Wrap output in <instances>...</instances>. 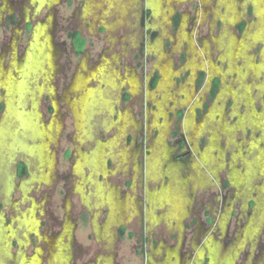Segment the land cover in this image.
Instances as JSON below:
<instances>
[{
    "label": "rangeland",
    "instance_id": "1",
    "mask_svg": "<svg viewBox=\"0 0 264 264\" xmlns=\"http://www.w3.org/2000/svg\"><path fill=\"white\" fill-rule=\"evenodd\" d=\"M53 1L47 0L48 5ZM165 1L170 3L173 0H148L154 14L160 16L162 22L166 20V13L162 8ZM75 2L70 7L58 6L60 11L54 16L51 29L54 47L49 35H40L37 29L35 36L42 39L40 41L34 39L25 54L23 48L29 42L25 26L27 23L35 25L37 20L44 17L42 7L45 4H39L37 0H0V264H21L18 260L20 257L21 260L30 261L34 256L36 257L31 264H37L38 261V264H64L65 254L58 247L63 233H58L62 232L67 223H72V226L70 225L72 238L68 244L72 257L69 264H85L89 261L102 264L99 259L100 256L105 255L111 257V264L144 262L141 253H138L142 244L140 235L143 227L147 226L146 223L151 224L149 218L145 220L141 218L144 217L145 207L148 206L144 191L148 187H157L159 183L149 182V178H146L147 173L143 163L144 144L142 143L141 151L135 156L139 142L135 138L130 141L129 136L138 135V132L130 131L135 127L134 121L141 123L142 133L144 125L147 124L148 128L145 129L148 130L149 137L156 132V129L154 131V127L150 125L152 117L148 113L145 115V105L148 107L150 105L145 102L143 91L145 75L153 71L152 66L153 64L155 66L156 57L151 55L148 58L144 53L140 58L138 46L141 44L133 42L132 35L127 36L129 28L135 23L138 24V20L128 19L136 0H76ZM148 2L146 0V6ZM199 3L194 22H202L200 23L203 35H217L220 31V22L222 25L220 29L225 27L220 35L213 39L228 60H222L223 63L219 68L225 71L229 78L240 80L243 85L248 82V76H245L243 81L241 77H235L236 65L240 67L241 72H245L244 74L250 73L254 77L262 75V81L253 84L256 90L264 91V0H252L254 14L247 12L251 3H246L242 7L243 16L237 10L239 6L236 8L234 0H220L218 6L224 5L225 9L215 8L214 14L208 11L202 18L200 11L203 3L200 1ZM81 4H83L82 9ZM210 4L214 5L215 0H210ZM181 7L180 11H184ZM24 11L26 15L22 13ZM10 15L13 16L16 24L11 23L7 18ZM79 17L82 19L81 26L88 41L82 54L75 52L83 48L81 37L76 36L71 44L70 39L65 36L67 31L79 28ZM238 19H240L238 23L248 22L242 35L237 33L236 24L230 27ZM122 25L124 26L120 27ZM125 25L128 27L126 28ZM45 26L40 27V30ZM115 28L116 31L108 34ZM240 36L242 38L238 39ZM161 45L169 52L170 49H165L169 47L165 41ZM199 45L200 43L197 44ZM101 48L108 54L105 55L107 59L103 62V58L99 60ZM156 48L160 51L159 44ZM210 48L211 59L216 61L219 55L218 49L213 44ZM259 50L262 60L255 66L253 56L250 54L253 53L256 59ZM183 52V49L179 53L172 50L173 59L178 60L177 65H181L184 60L177 58ZM189 52L191 57L186 67L189 68L190 75H193L202 64L196 59L197 54L192 46H189ZM14 57L20 58L17 66H12V63H15ZM210 66L211 74H221L213 64ZM131 69L141 80V93L137 92L139 86L134 78L124 77L126 71ZM186 70L184 69L182 73L185 74ZM161 75L163 99L155 102L158 116H163L165 113L164 101L169 97V89L173 85L172 78L175 72L170 63L163 68ZM247 88L245 87L246 92ZM129 92L132 98L127 101L124 97H127ZM160 95V92H155V97L159 98ZM146 96L153 97L150 93ZM258 98L264 99L263 94ZM169 105L170 102L165 104L167 108ZM246 105L249 114L250 100L247 99ZM150 110L148 108V111ZM213 112H219L220 118L222 117V110L218 107L214 108ZM190 115L192 116V113ZM247 117L249 119V115ZM210 119L211 117L205 122ZM228 119V123H232L235 115L230 114ZM248 119L244 124H247ZM154 120L157 122L159 118ZM244 124L238 118L236 127ZM218 125L220 129L214 130L220 131L226 128L223 120ZM217 131L212 132V135H216ZM228 131L233 141L231 130ZM259 133L260 138L258 137L259 140L254 146L249 143V139H246L243 154L247 150L259 152L264 149V138H262L264 133ZM223 138L219 140L221 144ZM160 141L158 139L152 146L153 152L149 159V167L155 178L166 174L161 165L169 156L166 147L158 150ZM213 152L215 153L214 150ZM52 153L55 155L53 173ZM229 154L225 151V159ZM192 159L199 160L196 156ZM204 160L210 162L208 155L204 156ZM21 161L27 173L20 179L16 174V165ZM237 165L239 166L238 163ZM219 167L220 165L213 167L212 172H216ZM169 168H174L170 172L169 183L149 194L150 203L153 206L165 205L168 216L178 222L185 215L186 207L189 205L186 198L187 184L189 182L193 185L201 184L203 175L198 172L195 165L191 166L192 172L183 178L176 173L175 166ZM202 171L215 181L222 180L225 174L224 170L216 175H210L207 170ZM245 174L249 175L250 179L261 175L259 164L254 161L246 162ZM216 186L218 189V185ZM233 187L242 198H245L249 192L247 187L240 191L235 181ZM261 189H264V185ZM115 190L120 199H126L117 201ZM198 190L196 189L194 194L191 193L195 198L194 211L189 217L191 220L197 214L201 220L207 215L203 210L206 208V201L201 203L200 210L197 211L200 205ZM228 191L230 192V188L226 187L224 194ZM131 197L137 200L139 205L136 206L135 203V207L140 214L125 219L124 213ZM239 205L240 203L236 201L232 207V213L236 216L228 223L231 229L235 227L237 214L241 209ZM258 205V211L256 210L252 216V219L257 221L264 211V201L260 200ZM108 209L110 213L108 221L98 232L102 236L110 237L108 226L121 222L126 225V234L121 238L119 227L115 226L112 242L106 247L102 241L97 243L95 231L97 225L105 218ZM158 213L160 215L161 212L156 210L154 215ZM227 218L228 214L225 211L220 219L226 221ZM243 222L244 219H241L242 224ZM189 229L186 231L188 240L191 239L194 230L193 227ZM129 231L136 232L132 240L126 239ZM153 231L155 242L151 245L155 246L161 236L167 245L175 243L164 224L158 223ZM167 235L173 242H166ZM215 235L221 237L220 231H216ZM231 235L232 233L229 237ZM44 240L51 242L49 245L56 248V252L51 256L52 250ZM63 241L66 242L65 239ZM243 251L249 253L251 249L245 246ZM149 259L147 256L148 261Z\"/></svg>",
    "mask_w": 264,
    "mask_h": 264
},
{
    "label": "flooded vegetation",
    "instance_id": "2",
    "mask_svg": "<svg viewBox=\"0 0 264 264\" xmlns=\"http://www.w3.org/2000/svg\"><path fill=\"white\" fill-rule=\"evenodd\" d=\"M37 1L40 2L39 4H45L42 7L44 17H42L40 20H37L35 25L28 23L26 24L25 30H27V39H29V42L23 48L25 54L34 39H37V41L42 39V37L37 38L35 36L37 29L40 32V35H49L51 44L54 47L51 29L53 26L54 16L60 11L58 6L65 5L70 7V5L76 3V0H54L50 5H48L47 0ZM199 1L203 3V7L200 11L201 18L208 11L214 14L215 8L222 7V10L225 9L224 5L218 6L220 0H215V4L212 6L210 4V0H173L170 3L165 1L162 4V8L166 13V20L162 22L161 17L154 14L148 0L147 6L145 4L146 0H136V3L132 8V14L128 18L130 20H138V24L135 23L133 26H131V28H129L130 31L127 36L129 37L132 35L133 42L136 44H141L138 46L140 58L142 55H144V53L147 54L146 56L148 58H150L151 55L156 57L155 66L154 64L152 66L153 71H151V74H148L147 76L145 75L143 88L145 97L144 100L150 105L149 107L145 105V115L148 113V115L152 117L153 120H151V123H149L152 127H154V131L156 129V132L154 135L149 137L150 134L148 133V130L145 129L148 128L147 124L144 125L145 128L144 132L142 133L141 123L139 121H134L135 127L130 131H133L134 133L138 132V135L129 136L130 141L135 138V140L139 142V145L136 147L137 151L135 152V156H137L136 154L141 151L140 147L142 146V143L144 144L143 151L145 153L143 163L147 173L146 178H149V182L159 183L157 187H148L144 191L146 199H148V206L145 207L144 217L141 218L144 220L149 218L151 224L146 223L147 226L145 225L141 231L140 241L142 244L138 250V253H141L143 258L144 262L142 264H264V211L258 221L256 219H252L254 212L256 210L258 211L259 209V201H264V189H261V187L264 185V149L260 150L259 152L247 150L245 154L242 152L243 148H245L244 143L246 139H249V143L253 144L254 146L257 144V141L260 138L258 135L260 134L259 132L264 133V99L262 98L259 100L258 98V96L261 94L264 96V91L256 90L253 84L256 82H261L262 75L254 77L251 76L250 73L244 74L245 72H241L239 70L240 67L237 65L235 66L234 64V68L237 72L235 77L239 76L243 81L245 80V76H248V82L243 85L240 80L229 78L226 72H223L219 68L220 64L223 63L222 60H228L224 57L222 49L213 41V39L217 38V36H219L222 32V29L225 27L223 26V28L220 29L222 26L220 22V31L217 33V35H203L201 31L202 22H194L198 8L200 6ZM234 2L236 4V8L239 6V9L237 10L241 12L242 16V7L245 6L246 3H251L249 5L250 8L248 6L247 12L249 11V14H254L252 0H234ZM82 6L83 4H81V9ZM180 7L183 8L184 11H180ZM22 13L26 15L25 11ZM242 16L240 19H242ZM7 18H9L11 23L16 24L14 23L15 21L12 15ZM240 19L234 22L233 25H230V27H233L236 24L235 28L237 33L242 35L247 28L248 22L240 21L238 23ZM79 20V28H76V30L67 31L65 36L70 39L72 44L70 35L73 32L79 34V36L84 40V45L82 50H80V53H77L75 50L74 51L77 54H82L84 53L85 46L87 45L88 41L81 26V17H79ZM46 23L47 25L45 26ZM188 23H190V26H188ZM98 25L99 24H97V26ZM42 26H45V28L40 30V27ZM123 26L124 25L120 27ZM125 26L126 28L128 27V25ZM114 30L116 31L117 28L109 31L108 34L112 33ZM63 31L65 32V30ZM232 35L235 37L234 34ZM240 38L242 37L240 36L238 39ZM235 39L237 38L235 37ZM161 41H165L166 45H169V47L165 48L170 49L169 52L163 49L164 47H162ZM198 43H200L199 46H197ZM158 44L160 46V51H158L156 48ZM211 44H213L219 52L216 61H213L210 56ZM189 46H192L193 50L197 54L196 59L202 64V67L196 70L193 75H190V70L188 67H186V63L191 57ZM171 49L173 51H177V53H179L181 49L184 50L183 54L177 57L179 59H184L181 65H177L178 60L173 59L172 55L174 54H172ZM260 51L261 50H259L258 58L256 59L253 53L250 54L253 56V64L255 66L258 65V63L262 60ZM105 55H108L107 51L101 48L99 60L101 61L103 58V62L104 59H107ZM18 59L20 58L14 57L15 63H12V66H17ZM168 63H170L175 75L172 78L173 85L169 89V97H167V99L164 101L165 113L163 116H158L156 115L155 102L163 99L161 90V74L163 68H166ZM210 64H213L215 67H217L221 74H211L210 71L212 68ZM205 67L206 70H204ZM184 69H187L185 74L182 73ZM125 76L127 79L134 78L137 81L139 86L137 92L141 93V80L140 78L138 79L134 71L132 69L126 71L124 77ZM148 77L149 79H147ZM245 87H248L247 92L245 91ZM155 92H160L161 95L159 98L155 97ZM147 93L152 94L153 97H147ZM131 98L132 94L130 92L127 93V97H124V99L127 101H130ZM247 99L251 102V108L249 109L248 107L250 112L249 114H247ZM167 102H170L169 108L165 106ZM216 107L222 110L221 118L219 112H213L214 108ZM148 108L151 110L148 111ZM190 113H192V116ZM230 114L235 115V120L232 123H228V116ZM247 115H249V119ZM189 117H192V119H188ZM209 117H211V119L206 123L205 121L208 120ZM157 118H159V120L155 122L154 119L157 120ZM238 118L242 120L243 124L244 121L248 119L247 124L236 127ZM189 120H191L190 124ZM221 120L226 123V128L217 131L220 129L218 124ZM229 129L231 130V134L234 137L233 141L230 139V133L228 131ZM214 131H217L216 135H212V132ZM221 137H224L223 144H221L219 141ZM158 139L161 140L158 145V150H162L166 147L169 151V156L161 165L162 169H165V171H162L166 174L161 175L159 178H155L151 168L149 167V159L151 157V153L153 152L152 146L157 143ZM47 147L50 151L49 146ZM225 151L230 153L227 159H225L224 156ZM205 155H208L210 162H205ZM194 156H196L199 160L194 161L192 159ZM215 157H217V159ZM54 160L55 155L53 154L52 173L54 170ZM248 161H254L259 164L261 175H257L256 177L253 176L252 179H250V176L245 174L246 162ZM20 163L24 165L22 161L17 163L16 174L17 177L21 179L25 177L27 170L25 175L19 177L18 166ZM192 165H195V168L198 170V172L203 175V182L199 185H193V183L190 182L187 184L186 198L189 201V205L186 207L185 215L177 222L171 216H168V209L165 205L156 204L153 206L150 203L149 194L153 190H157L169 183L170 172L174 169L169 167L175 166L176 173L183 178L187 176L189 172H192ZM218 165H220V167L218 169L216 168L217 171L213 173V167H217ZM202 170H207L210 175H216L224 170L225 174L222 176V180H216L218 183L217 184L215 180L210 179ZM234 181L240 191L245 187L248 188L249 192L245 198H242L240 193L233 187ZM40 182L46 183L47 181ZM216 185H218V189L216 188ZM226 187L230 188V192L228 191L227 194H224ZM196 189H199L198 191L200 192L198 201L200 205H198L199 207L197 208V211L200 210L201 203L206 201L207 204L205 206L206 208L203 209L207 214L204 216V220L200 219L199 214H197L192 220L189 219V217L192 216L191 213L194 211L193 203L195 202V198L192 196V194H194ZM206 193L207 195H205ZM115 194V199H117V201H123L126 199H120L116 190ZM236 201L240 203L239 206L241 209L238 211L235 227L231 229L232 227L230 228L228 223L230 219L235 218L234 216H236L235 213H232V207ZM135 203L136 206L139 205L137 200L135 201V199L131 197L124 213L126 217L125 219H129L140 214L139 210L137 211L135 207ZM156 210L163 214L160 213L159 215L158 213L154 215ZM225 211H227L228 218L226 221H222L220 217ZM109 214L110 213L108 209L105 218L103 219L102 223L97 225L95 231L96 237L98 239L97 243L102 241L106 247H108L112 242L113 229L115 226L119 227V236L121 238H123L126 234V225L122 224L121 222H118L119 224H110L108 226L109 232L111 233L110 237L102 236L101 233L98 232L99 230L101 231V228L105 226L106 222L108 221L107 218ZM241 219H244L243 224L241 223ZM252 221H255V223ZM158 223H162V225L164 224L169 233L172 234L175 243L167 245V243H165L163 240V236H161L159 237L158 242L155 243V246H153L155 242L153 240L154 236L152 235H155L153 229L157 227ZM70 225L72 226V223H67L64 226L62 232L58 233H63V238H61V243L58 247L61 248L65 254L66 259H64V264H69L72 257L70 248L68 246L72 238L70 235L72 230ZM192 227L194 229L193 234L190 236L191 239L188 240L186 231ZM246 228H249V230L245 231ZM216 231H220L221 237L218 238L215 235ZM231 233L232 235L229 237ZM168 235L166 236V242H171L172 239L169 238ZM135 236L136 232L129 231L127 233L126 239L132 240L135 238ZM63 239H65L66 242H64ZM126 239L124 238V240ZM44 243H46L49 249L52 250L50 251V256L56 252V248L49 245L51 242L48 243V241L44 240ZM151 243L153 245H151ZM245 246L251 249L249 253L243 251ZM147 256L150 258L149 261L147 260ZM35 257L36 256L31 259L33 260ZM21 259V257L18 259L21 264H31L32 260L24 261ZM99 260L102 262V264L112 263L111 257L107 255L100 256ZM38 263L39 261L37 264ZM85 264L95 263L89 261Z\"/></svg>",
    "mask_w": 264,
    "mask_h": 264
},
{
    "label": "trees",
    "instance_id": "3",
    "mask_svg": "<svg viewBox=\"0 0 264 264\" xmlns=\"http://www.w3.org/2000/svg\"><path fill=\"white\" fill-rule=\"evenodd\" d=\"M70 36H71V41H72V44H73L74 38L76 36H79V34L76 33V32H73ZM80 40L82 42L81 47H83L82 45H84V40L82 38H80ZM77 53H80V51H77ZM18 167H19V173H18V175H19V177H22L23 175H25L26 168H25V166L22 163H20Z\"/></svg>",
    "mask_w": 264,
    "mask_h": 264
}]
</instances>
